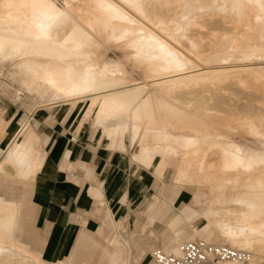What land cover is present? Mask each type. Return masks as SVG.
<instances>
[{
    "label": "bare ground",
    "instance_id": "bare-ground-1",
    "mask_svg": "<svg viewBox=\"0 0 264 264\" xmlns=\"http://www.w3.org/2000/svg\"><path fill=\"white\" fill-rule=\"evenodd\" d=\"M58 1L61 7L0 0V63L10 62L17 94L40 87L59 95L47 104L85 103L108 144L123 149L130 132L151 160L152 152L170 155L177 181L212 187L206 232L218 229L228 246L246 252L219 264L263 262L264 0ZM123 62L141 69L144 83L127 79ZM227 85L246 90L244 97L226 100ZM31 127L29 119L7 142L0 130V180L35 181L44 161ZM69 179L83 180L75 172ZM101 190L96 184L93 195L103 200ZM22 206L0 196V264H69L47 261L14 235ZM183 234L169 238L164 252L181 256L194 240ZM107 239L120 249L139 243L115 229ZM120 249L109 251L106 264H130Z\"/></svg>",
    "mask_w": 264,
    "mask_h": 264
},
{
    "label": "crops",
    "instance_id": "crops-1",
    "mask_svg": "<svg viewBox=\"0 0 264 264\" xmlns=\"http://www.w3.org/2000/svg\"><path fill=\"white\" fill-rule=\"evenodd\" d=\"M43 102L41 107L48 106L50 110L44 108L34 113V121H38L35 127L37 126L36 130L41 134L35 130L31 120V129L37 135L35 150L42 154L43 167L35 181L29 178L6 180L11 184L26 182L30 190L25 198L0 195L5 200L23 203L14 235L21 242L23 237H27L38 245L43 243L42 251L29 247L31 250L42 254L50 262L105 264L108 253L113 248L107 239L109 233H104L102 228L98 229V234L105 238L102 241V238L91 232L92 228L100 224L99 212L102 211L120 229L123 221H115L112 213L131 221L136 228L140 221H144L140 214L145 207L150 215L143 231L151 226L158 229L163 221L168 229L175 231L172 240H178V234L186 231L193 238L205 236L215 239L216 242L220 239L225 242L220 230L211 229L209 233L206 232L208 220L203 215L205 208L199 211L186 203L189 197V191H186L188 188H208V192L202 191L195 196L196 202H203L206 207V201L212 195L211 186L177 181V170L174 162L170 161V155L161 156L152 152L151 156H155V159L151 160L150 156L143 155L138 150L139 143L134 142L130 132H127L123 149L116 143L108 144L102 128L93 127V119L88 118L89 111L85 103L61 105ZM27 120L29 119L23 121L22 125ZM67 121H71L68 126ZM11 122L12 120L6 121L5 127H10ZM43 146L48 147V153ZM130 150L132 157L128 153ZM162 164L166 165L163 167ZM168 168L171 171L170 180L162 182ZM71 172L82 176V182L71 181ZM96 184L102 189L103 200L93 195ZM165 189L172 195V199L166 203L160 198ZM155 190L158 194H155ZM32 194L37 206L36 227L42 240L30 231L35 212L34 206L29 202ZM171 202L173 206L170 205ZM176 205L180 206L177 211ZM202 219L205 220L204 223L198 225ZM84 227L85 230L82 231ZM154 228H150L152 232ZM17 231L20 232L21 239L16 234ZM186 234L182 235L183 240L188 239Z\"/></svg>",
    "mask_w": 264,
    "mask_h": 264
},
{
    "label": "rangeland",
    "instance_id": "rangeland-1",
    "mask_svg": "<svg viewBox=\"0 0 264 264\" xmlns=\"http://www.w3.org/2000/svg\"><path fill=\"white\" fill-rule=\"evenodd\" d=\"M52 1H54L57 4V6L61 7V2L60 1H58V0H52ZM110 55L111 56H114V55L118 56V54L116 55V53H113V52ZM123 63H124V66L126 68L127 75L128 76L130 75L129 77L127 76L128 77L127 79L134 80V81L140 82V83H144V80H145L146 76H145V74L143 73V71L141 69L134 68L132 64L127 63V62H123ZM11 69H12V66H11L10 62H5L4 64L2 63V66H1V63H0V75H1L0 76V116L3 113L2 118L0 119V130H3L2 133H9V131H10V133L7 134V136H6V141L5 142H7V140L10 138V135L13 134L14 131L19 126H21L23 121H25L26 119L32 120V125L35 127V125H36V123H38V121H36V122L34 121V113L36 111L44 109V108L45 109H49L48 106L47 107H41V105L44 104L43 101H48V100H52V99H58V97H59L58 94L55 95V96H52V93L50 91H47V90H46V93H45V89L44 88H40V87H39V89L36 88V90H32V91L24 90V91H21L22 92L21 94H17V92H18L17 91L18 83H17V81H13V79H11V76L9 74ZM222 93L225 95L226 100L232 101L233 103H237V102H239L240 98L244 97V95L246 93V90H243V89H241V88H239V87H237L235 85H227L226 88L222 91ZM213 101L214 100L212 99L211 101H209V103L207 105L208 106L210 105L209 107L213 108L215 106V105H213V103L215 104V102H213ZM41 103H43V104H41ZM201 105L203 106L202 102L201 103H197V104L194 105L193 109L197 110V109H199V106H201ZM238 105H240V104H238ZM208 112H214V111L211 110V111H208ZM241 115H243V114L241 113ZM10 120H12L11 126L10 127L8 126V128L5 127L6 126V121L8 122ZM70 122L71 121H67L66 125L68 126V124ZM86 126H89V125L86 124ZM36 127H35V130H36ZM8 129H10V130L8 131ZM39 134H41V133H39ZM239 134H237V138L242 140V141H244L243 139L246 138L249 142H252V143H249V145L252 148H257V147L261 146L259 143H257V141L256 142L252 141L253 140L252 137L247 138V137H245V136H243L241 134L239 135ZM5 135H4V137H5ZM0 146H1V144H0ZM47 148L48 147L43 146V149H45L47 151V153H48V149ZM36 152H38V151L36 150ZM128 153L132 157V154H133L132 150H130ZM135 164H137V163H135ZM152 172H153V169H152ZM170 177H171V171H170V168H168L165 171V176H164L163 179H161V181L162 182H168L170 180ZM160 185L163 186L162 183H160ZM29 190H30V186L26 182L18 181V182H15V183L11 184L10 182H6V181L0 180V195L7 196V197L15 195V196H20V197L25 198L29 194ZM155 191H156L155 194H158V191L157 190H155ZM183 191H185V190H183ZM186 191H189L188 192L189 197H188V200H187L186 203H188L190 205H193L199 211H201L202 209L205 208V204L203 202H200V203L196 202L195 196L197 194H199V193H202V191L208 192V188H200V187H196L195 189L188 188ZM171 196L172 195L169 193V191H167L165 189L163 191V193L160 195V198L162 200H164V202L166 203V202H168V200L172 199ZM29 202L35 208L34 219H32V223L30 224L31 234H34L38 239L40 238L42 240V238H41V236H40V234L38 232V229L36 227L37 206H36V204L33 201V194H32L31 197H29ZM176 207H177V209H176V211H177L178 207H180V206L176 205ZM142 211H144V212L141 213L140 216L144 219V221H140L139 225L136 226V228L133 227V223L131 221L129 222V220H127L125 218L117 217L116 214L111 212L112 215H113V218L115 219V221H119V220L123 221L121 229H120V227L112 226L113 224L111 223V221L106 218V216L104 215V213L102 211H100L99 212L100 214H98V216L100 218V224L98 225V227L92 228L91 232H94L95 235L98 238H100V239L102 238V241H104L105 238H103V236H100L98 234L99 233L98 232L99 228H102L104 233H106V234L107 233H109V234L112 233L114 229L115 230H119V231L120 230L125 231L127 234L132 236V238L135 239L136 241L139 239V241H137V243L139 242L138 246H136V245H131V246H128V247H123L122 246V249H123L122 250V249H120L121 248V244H114L111 251H113L114 249H117L119 247V249L121 250V253H122V251H123L124 254H125V252L127 253L126 254L128 256L127 259L129 258L128 259V263H130V264H154L153 260H152L151 253L157 248H159V249L164 251L163 248L166 249L168 245L170 246V244H169L170 242H166V241L169 238H171V237L173 238V236H175V231L173 229H170V228L168 229L167 224L165 222H163V221L160 222L161 227L158 228V229L154 228L153 226L150 227L152 230L154 228L153 232L151 231L150 228H148L146 231H143V229H142L143 226L148 224L150 212L147 211L146 207L143 208ZM204 221L205 220L202 219L201 221L198 222V225L203 224ZM108 227H110V228L108 229ZM84 230H85V227H84V229L82 231H84ZM187 232H188V230H187ZM16 234L20 238V232L17 231ZM29 234H30V232H29ZM141 238L147 239L149 242H151V244H148L147 240H143ZM198 238H204V239H206V240H208L210 242H216V241H214L215 239L214 240L212 238L211 239H207L205 236L204 237H195V238L190 236L188 239H194L195 240V239H198ZM149 239H151V240H149ZM142 241L143 242L145 241V243H143ZM22 242L24 244H26L28 247H30L31 249H33V250L42 251L43 243H42V245H38L35 242H32L31 239L27 238V237H23L22 238ZM140 243H141V245H140ZM216 243H219V244L222 243V244H227L228 245V243L224 242L223 239H220L219 242H216ZM156 244H157V246H156ZM181 244L182 243H180V245ZM124 248H126V250H124ZM248 252H250V255H253L252 251L248 250ZM171 253H173V252H171ZM263 259H264V257H263ZM250 261L251 260L249 259V261L247 263H243V264H251ZM107 262L108 261L106 260L105 264ZM263 262H264V260H263ZM263 262L259 261L258 263L262 264ZM223 263H221V264H223ZM214 264H219V262H214Z\"/></svg>",
    "mask_w": 264,
    "mask_h": 264
},
{
    "label": "built area",
    "instance_id": "built-area-1",
    "mask_svg": "<svg viewBox=\"0 0 264 264\" xmlns=\"http://www.w3.org/2000/svg\"><path fill=\"white\" fill-rule=\"evenodd\" d=\"M151 256L156 264H212L220 260L246 259V252L233 250L228 245L197 239L182 245L181 256L167 254L160 249H155Z\"/></svg>",
    "mask_w": 264,
    "mask_h": 264
}]
</instances>
